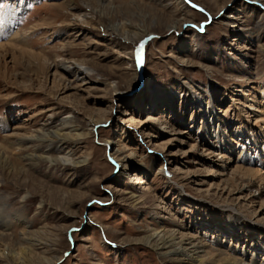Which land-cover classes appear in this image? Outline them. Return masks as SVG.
I'll return each mask as SVG.
<instances>
[{"label": "rangeland", "instance_id": "374dc122", "mask_svg": "<svg viewBox=\"0 0 264 264\" xmlns=\"http://www.w3.org/2000/svg\"><path fill=\"white\" fill-rule=\"evenodd\" d=\"M0 19V218L11 221L0 264H22L34 239L52 244L57 264H177L145 236L176 223L229 241L220 230L232 208L245 218L233 243L264 241V195L241 192V175L223 173L216 139H205L213 110L234 144L261 151L264 170V123L250 106L264 109V0H0ZM62 126L71 137L53 146L80 163L32 160L49 141L20 140ZM108 140L126 150L113 155Z\"/></svg>", "mask_w": 264, "mask_h": 264}, {"label": "bare ground", "instance_id": "6f19581e", "mask_svg": "<svg viewBox=\"0 0 264 264\" xmlns=\"http://www.w3.org/2000/svg\"><path fill=\"white\" fill-rule=\"evenodd\" d=\"M180 3H181V1H180ZM5 16L8 20H12L14 17V13L9 12V13L5 14ZM2 23H3V19H0V27H2ZM126 28L127 27L123 28L124 34L127 35L125 38L129 39L130 37H132L131 36L132 33H134V35H136V36L141 33V32H138V33L134 32V31H136L135 27H132L134 29V31L131 30L132 28H127V29ZM168 28H169V30L176 29L177 23L169 25ZM113 29L115 30V32L120 31L119 26H114V27H112L111 30H113ZM11 30L12 29H10L9 35L13 36L12 38L20 37L18 33H14L13 35H11ZM145 41H146V39H144L143 42H141L139 40V46H138L136 53H135V56L137 58V62H138L140 69L143 65V62L142 63L139 62L140 56H138L137 53L139 52L141 54L142 61H144L143 48H144V46H146ZM141 46H142V48H141ZM61 62H63V61H61ZM61 66L63 67V69H65L67 71L74 69L76 73H79V75L84 74L86 71L88 72V71L92 70L90 67H88V65L84 66L83 64H79V63L74 62V61L63 62V64L61 63ZM117 84H116V86H117ZM116 86L112 87L115 92L118 91V88ZM261 88H263L262 92L264 94V83H263V85H261ZM114 94H116V93H114ZM250 106H251L252 110L257 111L261 114L260 121L264 123V109L259 108V106L257 104H251ZM207 113H210V116H209V118H207L206 124H205V130H206L205 139L208 142H209L210 136H211V138L216 139L217 144H215L213 146H214V152L218 153L219 159L221 161V163H220L221 171H223V173H224L228 169H231V171H233V173H235L237 175L240 174L241 177L243 178V180L240 183H237V184H240L239 186L238 185L237 186L241 192L248 191L249 192L248 195L252 194L253 190L255 189L256 194H254V195L252 194L251 198L256 199V198L263 196L264 195V170H262L258 167H254V165L257 162L255 160L257 158L260 159V157H261V151H258V149H257L256 150L257 157L256 156L253 157L252 153H249L248 150L243 145L234 144L232 142V138L230 137V135L225 131L224 126H222L221 124L219 126L216 125L214 120L217 117V113L213 110L208 111ZM217 120L220 121V118H218ZM90 123H91L92 129H93L97 126H100L102 122H101V120H94L92 118L90 120ZM69 127H67V128H69ZM263 128L264 127H262V129ZM47 129H49V128H47ZM75 129H77V127ZM75 129H74V131H75ZM78 129H79V127H78ZM69 131L66 129L65 126L64 127L62 126V127L51 128V129L45 131V135L47 137L43 138V137H38V136H32L30 138H28V137L23 138L20 141L25 142L24 144H28L30 142V143H35V145H37V142L44 141V139L47 138L46 140L49 141V143L46 146L40 145L39 147H37L39 144L36 146L37 148L41 147L40 148L41 153L39 155H33L32 154L33 155V156H31L32 160L38 157L39 159L45 158V160H47V162L49 161L50 163L61 162L63 164L77 165L80 163V161H76L75 159H73L71 157L72 153L70 151H64L63 152L62 149L55 147L57 144L55 146H53L54 142H62L66 139H69L71 137L70 136L71 132H69ZM79 136H81V135H79ZM76 138H77V136H76ZM106 144L110 149H112V151H114L112 153L113 155H116L118 152L123 153L126 150L125 146L120 142V140L119 141L118 140H108L106 142ZM20 149H21V147H17L16 150L19 151ZM52 149L57 150L56 155H52V154L49 155L48 154V151H50ZM191 149H193V148H191ZM34 154H36V153H34ZM114 158L116 159V157H114ZM139 172H140L139 170H136L133 173L134 177L132 178V180L134 182L138 181L139 183H142V182H144V179L141 177ZM138 192L134 193V195H135V197H138L137 199L140 201L144 195H143V192L141 191V189H138ZM227 207H230V206H226V205L220 206V208L223 211ZM232 210L234 212L235 218L231 222H228L229 225H227V226L221 225V230H220L223 234H226L230 237L229 241H224V240H222L221 237L218 236V237H216L215 241L213 242L212 240H208L206 233L200 234L197 232V233L193 234L191 232H188V226L185 228L184 226L178 225L176 223H172L171 225H168L167 223H159L160 224L159 226L153 228V230L145 236V238H144L145 243L148 245H151L157 251H159V254L161 256L168 258L169 261L177 262V264H264V255L262 257H259L260 254L258 253L259 250H261V249L264 250V241L256 244V242L254 240L253 241L254 243H252V245L250 246L251 249L244 248V247L241 248L237 245L238 243L237 244L233 243L234 241L238 242V240L241 236L239 233L241 231L239 230L238 226L241 222H244L245 218H244V216L240 215V213H238L235 208H232ZM10 226H11V221L9 218L7 220H2L0 218V227L2 229H4V231L6 229H9ZM228 226H230L233 229V232H231L229 230ZM251 226L253 228H256V225H254V224H251ZM261 232H264V229H261ZM253 236L254 235L251 234L248 237H251L253 239ZM27 245H29V246H27V247L25 246L24 248L21 247L22 249L20 251H23L22 253H17V255H19V258H17V259H19V260L22 259L21 260L22 264L26 263L27 261H29V262H27V264H29V263L34 264V260L32 259L31 254L35 251L37 252L36 254H38V256H40L38 259L39 262H38V260H36V262H38L40 264H57V262H59L62 259V257L54 255L55 251H52V249H51L52 244H48L47 240H46V242H43L41 240L34 239L30 244H27ZM4 254L6 256L5 252H3V255ZM21 254H23V258L20 257Z\"/></svg>", "mask_w": 264, "mask_h": 264}, {"label": "snow or ice", "instance_id": "6c2138e0", "mask_svg": "<svg viewBox=\"0 0 264 264\" xmlns=\"http://www.w3.org/2000/svg\"><path fill=\"white\" fill-rule=\"evenodd\" d=\"M141 48H142V46H141ZM137 55L140 56V61H139V62L142 63L143 61H142V56H141V54L138 52Z\"/></svg>", "mask_w": 264, "mask_h": 264}]
</instances>
